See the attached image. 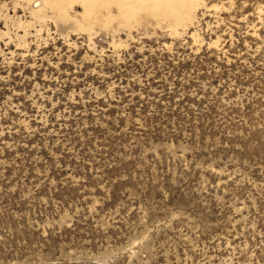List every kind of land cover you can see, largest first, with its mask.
I'll return each mask as SVG.
<instances>
[{"label": "rangeland", "instance_id": "374dc122", "mask_svg": "<svg viewBox=\"0 0 264 264\" xmlns=\"http://www.w3.org/2000/svg\"><path fill=\"white\" fill-rule=\"evenodd\" d=\"M163 1L0 0V264H264V0Z\"/></svg>", "mask_w": 264, "mask_h": 264}, {"label": "bare ground", "instance_id": "6f19581e", "mask_svg": "<svg viewBox=\"0 0 264 264\" xmlns=\"http://www.w3.org/2000/svg\"><path fill=\"white\" fill-rule=\"evenodd\" d=\"M80 1H82L85 5H91V4H93L96 0H80ZM153 1V0H152ZM155 1H160V0H154V2ZM115 2L117 3V5H119V6H124L125 4H126V0H115ZM164 2V4L165 5H169L170 7L171 6H175V5H178L179 3H182V1L181 0H178V1H175L174 0V3L172 4V0H164L163 1ZM172 8V7H171ZM173 10V9H172ZM177 11V10H176ZM174 12V11H173ZM176 13V12H175ZM182 13V12H181ZM181 18V17H180Z\"/></svg>", "mask_w": 264, "mask_h": 264}]
</instances>
